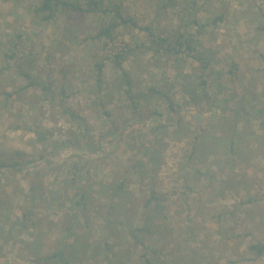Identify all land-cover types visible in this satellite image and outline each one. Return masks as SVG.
I'll list each match as a JSON object with an SVG mask.
<instances>
[{
	"label": "rangeland",
	"instance_id": "obj_1",
	"mask_svg": "<svg viewBox=\"0 0 264 264\" xmlns=\"http://www.w3.org/2000/svg\"><path fill=\"white\" fill-rule=\"evenodd\" d=\"M105 1L154 36L195 35L199 61L153 54L126 26L117 68L95 38L106 18L40 23L34 1L0 0V160L23 169L0 178V264H43L61 246L69 264H264L248 251L264 243V0H186L172 11L160 9L166 0ZM98 64L102 110L90 98ZM26 76L50 92L22 90ZM62 106L85 118L94 160L66 148L79 135ZM46 153L52 164L33 175ZM80 190L86 210L73 217Z\"/></svg>",
	"mask_w": 264,
	"mask_h": 264
},
{
	"label": "trees",
	"instance_id": "obj_2",
	"mask_svg": "<svg viewBox=\"0 0 264 264\" xmlns=\"http://www.w3.org/2000/svg\"><path fill=\"white\" fill-rule=\"evenodd\" d=\"M4 2H14L16 4H19L22 0H2ZM35 2V5L33 7V15L37 18V21L40 23H46L55 18L57 14H63V13H70L75 14L78 16L82 15H96L100 20H103V18H106L105 25L101 24L98 26L95 38L96 39H105V50L108 54L106 56L107 59L110 60L114 58V62L117 68H120L121 63L126 60L127 53H125V42H123L119 36H117V32L122 28L129 26L131 28L138 29L139 31L143 32L145 35V38L148 40V46L146 48L148 51L152 52L153 54H162V55H169L174 58H181L186 57L191 60L199 61L198 57L196 56V47H197V41L195 35H189L187 33H179L176 32L174 34H169L165 37L161 36H154L149 29V27H139L138 23L131 17L127 18L124 16L122 9H120L119 6H115L111 3H108V1L105 0H32ZM161 1V0H159ZM184 5V7L187 5L185 4L186 0H166L165 2H162L160 4V9L164 11H172L173 9L177 8V4L180 3ZM182 12H185L183 10ZM221 20L215 19L213 20V23L215 24L217 21ZM191 25L197 26V22L195 21V18L193 16L192 21H190ZM201 28V27H200ZM124 44V45H123ZM143 46V43L142 45ZM104 50V51H105ZM124 50V51H123ZM125 55H120V54ZM96 72H97V81L95 82V87L92 91V94L90 96L91 100L94 101V106L97 108H100L101 110L104 108V105L102 104V101L98 98V93L101 88V77H102V64L96 65ZM208 68V63L204 62L202 69V73L205 72V70ZM125 75V73H124ZM202 76V75H201ZM26 85L22 88V90H27V88L31 87H44L43 84L40 82V79H31L30 77L26 76ZM125 84L127 86L126 95H129V100L131 103H133L132 93H131V85L132 82L129 79L125 80ZM207 85V83L203 80L201 82V85L199 87L204 88ZM96 90V92H95ZM43 92L45 94L50 92L49 86L43 88ZM149 92L153 94L159 95L158 91L156 89H149ZM146 95V93L142 92L139 93L138 99L143 98ZM203 96L206 100L211 99V97L208 96V93L203 92ZM212 96V95H211ZM135 97V100L136 98ZM212 100V99H211ZM169 101V99L167 100ZM185 105H190L195 112H202L203 108L201 106V101L198 100L196 93H187L184 99ZM169 110L171 112H176L173 110V105L169 101ZM180 107H183L182 105ZM63 113L68 116L71 126L75 127L78 135L79 140L78 141H69L68 145H66V148L70 147V149L73 150V153H71L72 156H84L87 157L90 156V160H94L96 156L92 154L93 150V137L89 133V127L86 123L85 118L76 110L67 108L62 106L61 107ZM132 112H136L135 105L132 106ZM104 114V112L102 111ZM105 116L109 117V115ZM108 137V135H104L99 138V144L102 142L104 138ZM52 153H46L40 156L39 162L40 165L33 168V175L37 173L39 169H43L46 165H51L52 163L50 160H48V157ZM47 157V158H46ZM19 171H22V167H18L17 162H13L11 165L6 163L5 161L0 160V178L2 177V172L6 169H16ZM27 171V169H24ZM124 189V183L123 181L119 182V184L116 187H110L109 190L111 192L110 198L113 200L114 198H118L119 193ZM88 193L87 191L80 190L78 193L75 194V196L70 201L71 211L70 214L73 217L77 216V213L84 216V210H86V204L88 201ZM32 196L30 201L32 202ZM156 200L153 193L151 194V198L146 202V205L149 206L151 204V201ZM248 251L251 252L255 258H259L264 254V243H256L248 246ZM43 264H69L65 247L61 246L57 248L54 252H52L49 256L43 258L41 260ZM146 264H151L149 259H146Z\"/></svg>",
	"mask_w": 264,
	"mask_h": 264
}]
</instances>
